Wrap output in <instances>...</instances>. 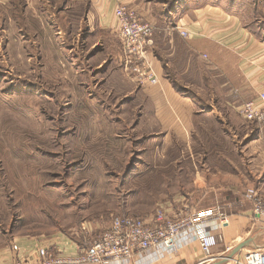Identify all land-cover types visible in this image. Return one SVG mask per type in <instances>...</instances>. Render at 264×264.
I'll return each instance as SVG.
<instances>
[{
  "label": "crops",
  "instance_id": "obj_1",
  "mask_svg": "<svg viewBox=\"0 0 264 264\" xmlns=\"http://www.w3.org/2000/svg\"><path fill=\"white\" fill-rule=\"evenodd\" d=\"M119 3L139 10L156 26L145 54L156 84L139 81L128 62L114 16ZM178 10L166 15L143 0H0V39L7 38L4 49L13 51L10 40L26 35L31 40L37 30L45 35L46 25L59 21L73 24L68 18L74 11L77 23L94 21L104 29L87 51L99 42L104 47L103 56L93 53L100 80L140 109L131 112L134 141L145 156L155 152L135 172L140 198L164 201L170 217L210 208L226 215V220L206 222L218 240L211 256L192 242L175 257L155 251L126 264H234V258H225L241 242L254 239L234 257L264 243V225L245 196L248 187L264 194V137L258 123L241 113L264 91V0H186ZM6 232L0 229V264H40L41 243ZM41 247L65 257H76L84 248L67 237L49 239Z\"/></svg>",
  "mask_w": 264,
  "mask_h": 264
},
{
  "label": "rangeland",
  "instance_id": "obj_2",
  "mask_svg": "<svg viewBox=\"0 0 264 264\" xmlns=\"http://www.w3.org/2000/svg\"><path fill=\"white\" fill-rule=\"evenodd\" d=\"M143 1L173 16L186 0ZM74 12L73 24L46 25V36L10 40L13 51L0 39V229L37 248L64 237L85 247L116 215L151 218L164 208L140 198L135 172L155 158L134 141L131 112L140 109L100 80L93 53L103 56L101 43L87 51L104 29L77 23Z\"/></svg>",
  "mask_w": 264,
  "mask_h": 264
},
{
  "label": "built area",
  "instance_id": "obj_3",
  "mask_svg": "<svg viewBox=\"0 0 264 264\" xmlns=\"http://www.w3.org/2000/svg\"><path fill=\"white\" fill-rule=\"evenodd\" d=\"M123 51L132 63V69L141 82H158L155 70L146 59V46L152 41L155 26L143 22L137 13L125 4L114 10ZM184 37L190 33L179 28ZM242 115L260 123L264 134V91L257 99L245 103ZM246 197L253 204L254 217L264 225V195L256 187H248ZM226 220V215L216 209L187 211L170 217L164 208L157 210L154 217L116 215L111 223L82 249L76 257H65L57 249H37L40 264H126L135 258H143L155 251L175 257L192 242H197L207 256L212 255L217 245L216 235L207 228L206 222L215 218ZM234 264H264V250L261 248L234 257ZM14 264H32L17 261Z\"/></svg>",
  "mask_w": 264,
  "mask_h": 264
},
{
  "label": "water",
  "instance_id": "obj_4",
  "mask_svg": "<svg viewBox=\"0 0 264 264\" xmlns=\"http://www.w3.org/2000/svg\"><path fill=\"white\" fill-rule=\"evenodd\" d=\"M254 242L253 238H250L246 241L241 242L239 245H237V247H235L230 253L229 255L225 258V261H228L230 259H233L234 256L244 247H246L247 245L251 244Z\"/></svg>",
  "mask_w": 264,
  "mask_h": 264
}]
</instances>
